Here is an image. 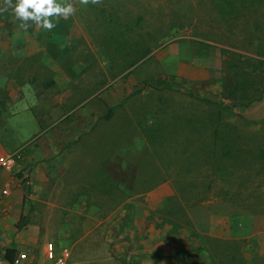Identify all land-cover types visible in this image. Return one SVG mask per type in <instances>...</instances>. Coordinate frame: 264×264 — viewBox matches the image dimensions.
<instances>
[{"label":"rangeland","instance_id":"374dc122","mask_svg":"<svg viewBox=\"0 0 264 264\" xmlns=\"http://www.w3.org/2000/svg\"><path fill=\"white\" fill-rule=\"evenodd\" d=\"M77 2L97 53L85 78L123 95L64 177L79 253L106 241L125 264H264V0Z\"/></svg>","mask_w":264,"mask_h":264},{"label":"crops","instance_id":"0c3cea01","mask_svg":"<svg viewBox=\"0 0 264 264\" xmlns=\"http://www.w3.org/2000/svg\"><path fill=\"white\" fill-rule=\"evenodd\" d=\"M61 2L75 11L66 19L50 17L55 26L46 30L31 21L27 29L20 27L12 11L15 0H0V157L19 155L10 171L0 172V248L42 262L44 244L52 241L56 251L69 249L66 264H125L108 254L106 241L99 242L106 254L81 255L79 222L60 223L58 200L66 197L64 191H74L73 186L65 189L64 177L81 165V138L90 137L99 120L111 118L114 102H123L121 86L106 83L96 89L93 77L85 78L82 66L89 63L82 55L97 53L83 47L89 42L88 30L81 26L86 20L77 0ZM98 104L109 108L98 113ZM35 205L42 216L36 221L31 219ZM22 224H27L22 234L6 238L4 231ZM43 224L51 239H39Z\"/></svg>","mask_w":264,"mask_h":264},{"label":"clouds","instance_id":"9594fccd","mask_svg":"<svg viewBox=\"0 0 264 264\" xmlns=\"http://www.w3.org/2000/svg\"><path fill=\"white\" fill-rule=\"evenodd\" d=\"M82 2L87 3V0ZM12 11L24 29L30 26L28 22L31 21L40 28L51 30L55 25L50 17L66 19L75 9L70 3L61 0H15Z\"/></svg>","mask_w":264,"mask_h":264},{"label":"built area","instance_id":"2783aa9c","mask_svg":"<svg viewBox=\"0 0 264 264\" xmlns=\"http://www.w3.org/2000/svg\"><path fill=\"white\" fill-rule=\"evenodd\" d=\"M18 157L19 155L17 152L10 156L0 157V172L10 171L14 160ZM6 192V189L3 190V193ZM69 255L70 251L67 247H61L59 251H56L55 244L52 241H46L44 244V261H28L27 255L24 252L15 254L14 258L9 261L5 258L4 250L0 248V264H66Z\"/></svg>","mask_w":264,"mask_h":264},{"label":"trees","instance_id":"16d2710c","mask_svg":"<svg viewBox=\"0 0 264 264\" xmlns=\"http://www.w3.org/2000/svg\"><path fill=\"white\" fill-rule=\"evenodd\" d=\"M229 97H230V98H234V97H235V93L232 92V93L229 95ZM204 100H206V101H210V100L207 99V98H204ZM261 121H264V119L261 120ZM4 254H5V258H7L9 261H11V260L14 258V256H15V250L10 249V248H7V249L5 250V252H4Z\"/></svg>","mask_w":264,"mask_h":264}]
</instances>
